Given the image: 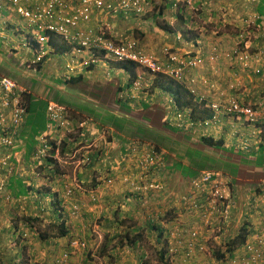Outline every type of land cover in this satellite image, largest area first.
Returning <instances> with one entry per match:
<instances>
[{"label":"crops","instance_id":"0c3cea01","mask_svg":"<svg viewBox=\"0 0 264 264\" xmlns=\"http://www.w3.org/2000/svg\"><path fill=\"white\" fill-rule=\"evenodd\" d=\"M68 1L72 4L77 2V0ZM120 1L112 0L114 5ZM176 1L147 0L149 13L144 16L123 11L112 14L106 12V9H94L91 11L89 22L78 24V27L81 28L79 31H91L92 35L96 37L98 33L105 34V30H107V33L115 40L136 39L146 53L152 55L163 64L166 63L169 54L177 53L179 55L193 56L200 53V56L204 58V64L196 70L189 71L188 76H196L198 80L206 76L210 80L212 85L210 92L198 82L199 91L206 95L208 101L218 102L233 96L240 101L246 102L247 105L260 106V104H264V69L261 70L262 74L256 76L251 70L254 68V64H251L250 68L244 69L243 66L229 60L226 56L230 54V51L231 53L233 52L235 39H233V44H231V40L246 15L251 11L255 12L256 6H253V4L256 5L257 0H191L192 4L190 6L174 9L173 4ZM199 21L206 27L208 26L207 29L210 28L211 32L209 34L195 35L193 30L197 27ZM262 23L261 26L263 27L261 30L257 28V33L254 31L252 35L255 40H257L259 35L257 42L264 44V18ZM233 27L235 28L232 29ZM30 28H28V24L13 13V10H8L3 2H0V74L12 76L21 88L28 90L35 97V100L46 102L52 100L59 104L64 102L65 104L63 105L67 107L70 120L74 124L79 121V118L76 119V115L84 114V119H81L80 122L86 120L89 123L87 126L90 128L81 136L73 133L66 135L50 128L48 129L50 132H47V137L49 136L54 141L64 137V143L70 141V146L82 143L84 140H93L99 152V154L96 152L93 155V162L90 167L91 170L96 171V174L93 175L94 177H98L101 174L98 166L103 163L101 161H104L106 154H114L118 158V154L122 153V151L124 152L125 149L135 146L134 144L128 145L129 143L143 142V144H152L154 142L153 138L142 129L147 127L152 129L150 122L152 120L159 121L162 126L170 120L168 101L174 97L171 92V90H175L172 85L173 81L168 78H162L163 80L161 79L157 82V87L135 94L131 92L130 86H127L130 83L128 71L120 68L119 65L105 64L102 61L92 65L89 63L85 66L90 67H85L76 76H70L65 72V64L70 53H72L71 47L68 45L71 43L61 40L56 35H50L46 43L38 44L36 41H32L29 46H26L24 45V40L31 33ZM203 30L206 31L205 27H202L198 33ZM215 31L218 32V35L214 33ZM26 41L30 42V40ZM214 48L217 49L219 58L212 64L207 61V58L209 54L212 55L211 52ZM41 51L43 52L42 61L31 64L32 60L40 56ZM82 54L83 58L91 60L94 58L95 51H89L88 48ZM262 66L264 67V65ZM30 71L33 73L32 75H30ZM35 74L38 77L33 79ZM148 78L149 75L145 74V80ZM222 94H224L223 97ZM89 105H91V111H87L86 107ZM120 106L122 108L126 106L129 111L122 110ZM43 113V121L46 127L50 120L45 115V111ZM204 115L205 113L197 112L195 116L203 117ZM136 116H142L141 118L143 119L139 120ZM119 119H123L124 123L121 124ZM263 124L264 122H260L257 127L263 126ZM140 127L141 129L138 130ZM258 133L259 131L254 126H241L233 118L224 117L222 125L211 130L207 137L215 141L224 142L222 144L224 150L232 148L239 150L241 148L240 145L247 141L249 147L254 146V151L248 148V151H251L248 158L253 160L252 155L260 154V150L264 148V138ZM148 137H150L149 140ZM31 140L32 138L29 137L28 133L24 135L22 130L21 135L19 134L16 140L17 144L12 150L13 160L17 164V166L13 164L14 167L19 172H25L26 174H29L32 170H38L36 165L38 163L33 160V155L37 148H40L41 143H38L37 146V139H35V145L31 143ZM187 142L186 140L171 138L170 143L177 146ZM191 148L193 147H186L187 151ZM240 153L242 152L240 151ZM239 167L241 166H238V169ZM50 169L48 167V170ZM67 170L70 173L78 172L80 181L85 180L83 177L86 174L81 173H85L86 168L82 170L81 168L69 167ZM259 170H264V166L259 165L254 167V169H250V171ZM51 172L52 170H50ZM30 176V182L34 186L46 185L43 180H38L31 174ZM113 176L114 174L112 178ZM25 177L27 176L25 175ZM115 177V180L110 185H106L107 187L104 190L96 191L98 195H105V198L101 200L104 203L105 210L97 211L94 215L85 211L82 214L84 219L89 220L96 217V219L105 223V220L113 221L115 213L120 215V210L122 212L125 211L123 204H126V201L134 198V196L131 195L130 198L120 202L117 195L119 191L123 192V189L126 188L122 186L118 176H116V172ZM65 179L67 182L66 177ZM96 179L101 181L97 185L101 188L104 184L103 180L101 178ZM69 181L68 179V183ZM66 182L52 179L47 184L50 186L54 185L52 187V190H54L65 185ZM241 185H236V191L233 193V198H238V200L244 198ZM108 191V195L112 198H109L106 194ZM35 195L29 192L26 198L22 197L19 201L28 202L31 198H37L34 197ZM57 198L59 197L57 196ZM73 198H83V195L75 193ZM245 198H248V196ZM114 200L116 201L114 202ZM13 203L4 208V211L7 212L6 214H9L10 206ZM172 205L177 204L172 203ZM108 206L109 208L114 207L111 213H109ZM119 206L120 209L118 210ZM127 207L130 209L129 206ZM261 210L264 212V205L256 211L261 213ZM237 211L240 213V210ZM181 212L183 210H180ZM184 215L186 218L187 214L184 213ZM65 216L66 218L70 217L67 211ZM263 218L264 214L258 221ZM141 220L143 218L138 220L139 230L143 229V221ZM72 222L71 220L70 223ZM74 225L76 224L73 223ZM8 228L9 225L6 224V231L3 235L7 237H9ZM121 231L120 229L118 232ZM232 232L233 230L230 235H232ZM147 234L150 235L151 232L145 231L142 238L144 240L137 242L136 246L144 245L145 239L147 241L150 240ZM213 236H210L212 239H210L206 248H214L211 251L219 248L224 250V247H220L224 236L221 235L216 239H213ZM213 241L218 245H210ZM202 259V254H199L198 262L200 264H214L212 259H209L208 263H201Z\"/></svg>","mask_w":264,"mask_h":264},{"label":"clouds","instance_id":"9594fccd","mask_svg":"<svg viewBox=\"0 0 264 264\" xmlns=\"http://www.w3.org/2000/svg\"><path fill=\"white\" fill-rule=\"evenodd\" d=\"M39 1H43V0H38V2ZM61 1L65 2L69 5L70 8L67 10L68 15L72 16L73 14H75V12H74L75 9L79 8L78 4H79L80 0H77L76 4H72L68 0H61ZM23 2L28 3L25 1H21L19 4V7L26 9L30 13L29 17H25V16L20 15V13L17 11L18 6L11 5L10 3H8L7 0L5 2V6L8 10H13V13L19 19L23 20L26 24H28V28L31 27L30 28L31 33L29 34L31 36L28 35L25 38L24 45L29 46L32 41H36L38 44L46 43L48 40V37L50 35H56L61 40H64L63 37L59 33H57L55 30L52 31V30L45 29V28L41 29L39 27V25H40L39 20H35V19L31 18V17H33V15L37 14V11L35 8L37 2L30 5L31 8L24 7L22 5ZM105 2L110 3V4L113 3L112 0H105ZM178 3H182V4H184V6L188 7V6H190V4H192V1L191 0H177L173 4L174 9L177 8ZM94 9H97V8H92L91 11ZM148 11H149L148 8H146L142 13H140V14L134 13V14H136L138 16H143ZM106 12H109V11L106 10ZM90 17H91V12H90L89 20L86 22L90 21ZM251 17H253V16L248 15L246 18H244L243 21L240 23V26H243V24H245L246 21ZM41 20L47 22L45 19H41ZM86 22H80V23H86ZM262 22H263V19L259 23H255L256 26L252 29V33L254 31L257 33V31H256L257 28H258V30H261V28L263 27V26H261L263 24ZM51 24L55 25L56 27L58 25L57 22H53ZM77 29L79 30L81 28H79L77 25ZM240 29H241V32H243L244 28H239V30ZM87 32H89V31H87ZM100 34L101 33H98L97 36ZM90 35L92 38L94 37L92 35V33H90ZM102 35L104 36V38L111 39V40L118 42V43H124V42L128 41V40L120 41V40L113 39L107 33V30H105V34H102ZM251 36L253 39V35H251ZM31 37H32V40H31ZM237 37H238V35H237V31H236L235 36H234L235 45H236ZM40 38H43V39L40 40ZM258 39H259V35L257 37V40H255L254 45H252L251 49H249V53H251L252 55L256 54L255 52H256V50H258V48L264 47V44L257 42ZM26 40H30V42H27ZM134 40H136V39H134ZM68 45L71 47L72 53H70V56H69V58L65 64V72L68 73L70 76H76L77 74L82 72L85 67H90V66H85L89 63L92 65V64H95L96 62L102 61L105 64L119 65V67L124 69V70H126V69L122 67L123 64H127V65L132 64L134 66L133 75H131L128 70H126V71H128V73L130 74V83L128 85H130L131 92L135 93V94H137L141 91H144L146 89H149V88L153 89V88L157 87L158 86L157 82H158L159 77H161V79L162 78H168V79H170V81H173L176 84L177 83L181 84L188 91V93L192 96L191 104L180 106V105H178V103L176 102L174 97L170 98V100L168 101V112L170 113V120L166 122L165 126L167 128L174 130L176 135H178V134L183 135V137L179 136V139L188 141L187 144H182L185 148V151H187L186 147H188V146L193 147L187 151L189 153L188 159H189V157H196V154L198 156H199V154L208 156L205 149L202 152H200V150L197 149V146L202 145L204 147H207L208 149H213V148H210L208 145L203 144L201 142V140L203 138H210V137H207V134L209 135V132L211 130H213L215 127H220L222 124L212 126L210 128L203 127L201 129H199L197 125L191 126L188 124L189 123L188 119H187L188 114L189 113L192 114V118L194 119V121L196 123L197 121H201V120H204V119L212 116V112H211L210 108H208V107L206 108L205 104L206 105L224 104L228 98H234V97L233 96L228 97L225 100H222V101L220 100L218 102L208 101V98L206 97V95L202 94V92L199 91L198 82L204 88H206L209 92H210V90H212V85L210 83V80H208V78L202 77V78H200V80H198L196 78V76H192V75L188 76L189 71L196 70V69L200 68L201 65L204 64V58L200 56V53L197 55H193V56L179 55L177 53L169 54L165 64H163L162 62H160L158 59L155 58L156 61L160 65H162V67H166L167 65H172L170 63V60H169L171 56H176L179 59L185 60V61H188V60H191L194 58L200 60V63L197 64L196 67L184 69V76H183L181 81H178L175 78L169 76L167 73H154V72H151L149 70H144V69L140 70L132 62H128V61L121 62V63L116 62L111 57H105L104 56L105 52H103V51L102 52L95 51L94 59L96 61L92 62L91 60H87V59L83 58L82 57L83 55L76 54L75 51L73 50V48H74L73 44H68ZM75 46L78 48L84 49L81 47V45H79V46L75 45ZM240 47H242L241 44H240ZM88 48L89 47H85V50ZM235 48H236V46H234L233 49L235 50ZM211 53H212V55L209 54L207 61L209 63L213 64L214 62L217 61V58H219V55H218V51L216 48H214ZM230 54L232 55L233 52L231 53V51H230ZM42 57H43V52L41 51L40 56L36 57L35 60H32L31 64H35V62L40 63L42 61ZM211 57H215L214 61L210 60ZM37 58H39V60H37ZM228 59L233 61V62L238 63L241 66H243L244 69L250 68L249 66L251 64H254L255 66L251 70H252V73L255 74L256 76L262 74L261 70L264 69V67L262 66V65H264V56L262 58H259V59H251L246 65L239 63V61H237L234 58H228ZM74 61L77 62L78 65H80V64H82V65L80 67H77L74 71L69 72L67 65L70 63H72L74 65L75 64ZM172 67H174V65H172ZM138 71H142L143 82L145 85L142 87V89L135 91L133 88V83L137 78V72ZM145 74L149 75V78L147 80H145ZM192 79L194 80V84H190V80H192ZM12 81L16 83V85H17L16 89L19 93L25 91L23 88H21L19 86V84L16 81H14V80H12ZM202 81H207L209 86L203 85ZM191 85L194 86L197 95H199V96L203 95L205 97L204 102L198 104L196 95L191 94L189 91V87ZM159 89H160V87H159ZM223 96H224V94H222V97ZM17 98H19V97L17 96ZM235 99H237V98H235ZM237 100L240 102V104L247 105L246 103L241 102L239 99H237ZM49 103H55V104L62 106L64 108V110L60 113V118L58 120H54L50 117L49 112L47 110ZM248 105H251V104H248ZM251 106H253V105H251ZM263 106H264V104H260V106H253V107H263ZM197 112L198 113H205V115L203 117H201V116L197 117V116H195V115H197ZM45 115L47 116V118H49L50 123L48 124V126L45 127V130L42 133H40L39 136L36 137L37 143H41V146L39 149L37 148V151L33 155V160H35L38 163V164H36L38 166V170H34L35 173H33L32 171L31 172L28 171L29 174H26L25 172H23L25 175H27L29 177L26 179L27 181L24 180L23 183H24L26 188L30 189L29 192H31L32 195L36 194L34 197H37V198L29 199L28 200L29 202L33 203V201H36L38 198H54L55 201L50 199L49 202L51 203V205L53 204V202H56V201L59 202V207H58L57 212L62 214V218H63L64 212L66 213V209H65L66 204H63V202L60 201L59 198H71V197L73 198L75 193H79L78 189L81 190V188L83 186L88 184L93 179L97 178V177L90 178V176H92L91 174L93 171L90 169V167H91L92 162H93V155L98 151H97L96 145L93 143V140H84V142H82V143L81 142L76 143V144H73V146L69 145V149L66 152L62 151L61 150L62 147L65 146L66 144H69L70 141L67 143H64V141H63L64 137H62L56 141H54V139H50L49 136L47 137V135H48L47 132H50L48 129L53 128L57 131L62 132L63 134H66V135L69 133H73V134H76L77 136H81L83 133L90 130V128L87 126V125H89V123L86 120L81 121V122L79 120L76 124H74L70 120V116H69V112H68L67 107L63 104H59V103L52 101V100L46 102ZM224 117H230V116L221 115V123H223ZM230 118H232V117H230ZM234 120L237 121V124H241V126H248L249 125L246 122L238 121L237 119H234ZM10 123H11L10 110L7 108H4L2 106V102H1L0 103V148H2V150H0V159L8 157L7 164L11 165L12 162L10 161L9 158L13 154L12 150L15 148V145H14V143L11 146H4L1 144L2 138L8 136V129L10 128ZM251 126L256 127V130L258 129L257 124L251 125ZM239 129H240V127H239ZM257 131H259L258 135H263V133H264V132H261L260 130H257ZM93 132H94V130H93ZM149 139L150 138L148 137V140ZM173 139L178 140L177 138H173ZM210 139H212V138H210ZM51 141H53L52 144H50ZM213 141L216 142L215 140H213ZM72 143H73V141H72ZM131 144H134L135 146L133 148L125 149L124 152L118 154V158H116V156H114V157L109 156V153L106 154V156L104 157V161H101L103 163H101L99 165V167H100L99 169L103 170L106 167V169L109 173L113 172V174H114L116 172V176H118V178H121L126 183V189L127 190H125V191H128L130 193H132L134 191H138L140 189H143L144 194L147 195L146 190H148V189L160 190L161 186L159 184H156V182L162 183V181H159L158 179H156L154 177L152 178L151 176H155L156 174L160 175L159 172H162V170H160V169L158 170L156 168L159 167L162 169L163 167L166 168L168 166L165 163L166 153L163 150L159 149L158 144H157L158 147H156L155 144H143V142H132V143H129L128 145H131ZM222 144H224V142H222ZM53 146L55 147V149H54V153L51 157V160L54 162V164H53V166H49V165L45 164L44 159H45V157L46 158L49 157V154L53 150ZM150 147L153 148L156 151V153L158 154V158H159V162H157L158 165L156 164V165L150 167L148 170H142L138 166V158H137L138 156L136 155L137 156L136 157L134 153L137 151H141L145 148L148 149ZM240 147L241 148L239 150H236L233 148L229 149V150H224L221 146L220 150H216V149H213V150L220 151L223 154L228 153L230 151H239V153L241 151L242 153H240V154L247 161H254L255 160V156L257 154L252 155L253 160L248 158L249 152L254 151V146L249 147V143L247 141H244L240 145ZM248 148H250L251 151H248ZM133 149L135 150V152H132ZM85 152H86V154H85ZM98 154H99V152H98ZM183 155L184 154H182V156ZM211 158L217 159L218 160L217 164L214 165V164L208 162L209 164H207L205 166V168H203V169H206L207 166H212V167H214L213 170L198 169L197 174L190 179L191 183L193 180L198 179L204 173H215L218 175L217 183L218 184L222 183V185H223V192L221 193V195H217L216 197H212L211 194L209 195V193L199 194L202 196L203 202H204L200 207L193 204V200L195 199L194 197L198 195L194 189L193 190H187V191L191 192V194L193 195V198H179L178 196H180V195L176 192H175L174 198H171L168 196H162V202H159V203H161L160 205H162V206L157 207L156 209H158V210L155 209L153 211V213L151 215H149L148 217L151 219L152 218H154V219L158 218V220H159V217H162L164 215L165 209L169 208V206L177 209V211L174 212V214H173L174 216L171 217L173 219L172 221L171 220L165 221L166 219L162 220V221H156V224H157L156 226H160V230H163V232H162L163 234L160 237V239H158L159 237H157V239H156V237L154 238L155 241H154L153 245H154V247L158 248V250H159L158 253H160L163 249L166 251L164 257H165V262L167 264H183L182 260H183L184 251L182 249V246L185 242L192 241L190 233L196 232L197 236H198V240L196 243L195 252L192 254L190 261H191V264H200L198 262L199 254H202L205 250H207L206 245H207V242L210 239H212V237H210L211 235H214L213 239L214 238L216 239L217 237H220L221 235H223L224 237H222V243L220 244L221 245L220 247H224L223 240H224V238L231 237L230 232L233 230L234 226L236 227V226H239L242 222H246L248 224V229H247L248 235H247L244 243L241 244L239 247H237V246L227 247V248L224 247V250L219 248L217 250L215 249L214 251H211L214 248H210L208 250L211 252V257H212L211 259L214 260V264L215 263L216 264H264V218L261 221H258L259 218L262 217V214H264V212L262 210L260 211L261 213L256 211L259 209V207L264 205V190L262 187V182L264 181V178H261L258 181H257V178H255V179L251 178L249 180V177H250V175H249L247 177L248 179H246L245 181L241 180L240 177H238L239 179H237L236 177H234V174L232 175V173L229 172V170H228L227 164L232 163V162L225 161V160L218 158V157H215V156H211ZM68 159L71 162V165L67 164ZM61 160H62V162H64V165H67L68 168L71 167L72 165L74 166V168H81L82 170L86 168L85 173H81V174H86V176L83 177V179H85V180L80 181L79 173L75 172L74 175H73V173L70 174V172L67 170V168L64 169V171H65L64 173L60 172V171L58 172L57 167L59 166V163ZM183 164H185V163H183ZM237 164L239 165L240 163H237ZM185 165H187V164H185ZM48 167H50L52 170L51 176L53 177V179L66 182L65 177L67 178V182L65 183V185H62L60 188H56L55 192H51L53 186H50V185H48V186L41 185L38 187L37 186L31 187L32 184L30 182L31 181L30 174L33 175L34 177L38 178V180L44 181V180H46L47 177L44 176L45 174H40L39 172L41 170H42V172L48 171ZM247 167L249 169H254V167H258V166L250 163L249 165H247ZM220 169L224 170L225 172L220 171ZM14 170H15V168H14ZM201 170H203V171H201ZM253 173L256 174L255 171H253ZM150 174H151V176H150ZM125 178H126V180H125ZM5 179H6V177L4 175L0 176V181H4ZM68 179L70 180L69 183H68ZM50 181L45 182V184H47ZM106 181H108V178ZM136 181H139L141 183V186L136 185L135 184ZM110 182L111 181H109V183ZM57 183H58V181H57ZM191 183H190V186H192ZM97 185H98V183L95 184V187H97ZM163 185L164 184H162V186ZM236 185H241V187H242V192H243L244 198H240L241 200H238V198H233V193L236 191ZM44 188H47V190H44ZM43 191H45V192H43ZM59 192H60V194L62 193L63 196H61L59 194ZM7 193H9V192H7ZM132 195H134V194H132ZM6 196H8V195H6ZM57 196L59 198H57ZM91 196L92 195H90L89 197H91ZM246 196H248V198H245ZM26 197L27 196H25L24 198H26ZM3 201L7 205H10L11 203H13L14 200L12 198H9L8 201H5L4 199H3ZM155 202H157V201L156 200H153L152 202L150 201L149 205L153 204ZM22 203L26 204V202H22ZM172 203L177 204V205H172ZM236 203H238L237 206H236ZM145 204H146V201H144L143 205H145ZM163 205H166L165 209H164ZM176 206H179V207H176ZM52 207L54 208V205H52ZM79 208H80L79 204H75V206H72V208H71V209H73L72 214L77 212V210ZM53 210L55 211V209H53ZM180 210H183V212L180 213ZM237 210H240V213ZM190 212H193L194 215L198 216V221L194 222V225L191 227L189 232L185 233L183 231V233L181 235H178L177 230H176V226L180 222L184 221V219L181 218V217L185 218L184 213H186L188 216V214H190ZM56 219H57V217H56ZM255 220H256V222H255ZM58 221H60V220H58ZM253 222H255V223H253ZM6 224H8L10 226V221L7 220V222H6V219L1 220L0 221V229L2 227L5 228ZM213 242H212V245H218L216 242H214V243ZM248 246H250L251 248L248 249ZM71 248H73V247L70 245L69 249H71ZM230 248H232V249L230 250ZM64 252L68 253L70 255L69 250H64ZM218 252H221V254H222L221 259H218L217 255H216ZM61 254L59 256H61ZM254 254H257L258 256L254 260H251V258L253 257ZM61 257H59V259ZM159 257H160V254H159Z\"/></svg>","mask_w":264,"mask_h":264},{"label":"trees","instance_id":"16d2710c","mask_svg":"<svg viewBox=\"0 0 264 264\" xmlns=\"http://www.w3.org/2000/svg\"><path fill=\"white\" fill-rule=\"evenodd\" d=\"M0 2H3V4L5 5L6 0H0ZM35 2H28V3H24L23 2V6L24 7H28L31 8L30 5H32ZM175 3V2H174ZM253 6H256L255 8V12H250L246 15V17L248 15L250 16H255V23H259L260 21H262V19L264 18V0H257L256 1V5L253 4ZM6 7V6H5ZM181 8L184 7V4L182 3H178L177 4V8ZM176 8V9H177ZM178 8V9H179ZM245 17V18H246ZM245 24H243V26H240L239 28H245ZM241 29H237V35L239 36L241 34ZM123 68H125L126 70H128L130 72L131 75H133L134 73V66L132 64H123L122 65ZM206 77V76H204ZM207 78V77H206ZM3 79H10V80H14L12 76L9 75H4V74H0V82ZM161 80V77L158 78V81ZM15 81V80H14ZM175 88L174 91L171 90V92L174 95V98L176 100V102L178 103V105L180 106H184V105H188L191 104V99L192 96L188 93V91L181 85V84H176L173 82L172 84ZM127 86H130L127 84ZM15 96L17 95L19 98H17L19 100L18 102V107L21 108L23 110V112L20 114L21 118L23 119V121L20 123V125L17 127L16 129V133L15 135V140L18 139L19 134L21 135L22 130L24 132V135H29L30 138H32L31 143L35 145L36 141V137L39 136L40 133H42L45 130V123L43 121V111H45V107H46V102L45 101H38L35 100L34 96H32V94L28 91L25 90L24 92H18L17 89L14 90L13 93ZM6 95L4 91H2V88L0 86V103L3 101V99H7L5 98ZM11 95V94H10ZM9 95V96H10ZM13 98H9V102L12 101ZM63 104H65L64 102H62ZM121 107V106H120ZM122 108V107H121ZM122 110L124 111H129L127 109L126 106H123ZM156 110V109H155ZM119 122L121 124L124 123L123 119H119ZM153 122V125H159L158 127L162 129V123H160L159 121H150ZM154 127L156 126H152V129L147 127L144 130L148 135H150L151 131H154ZM165 127V125H164ZM141 129L138 128V130ZM156 130V129H155ZM31 134V135H30ZM262 137L264 138V133L262 135ZM150 138V137H149ZM29 141V140H28ZM154 141V139H153ZM201 142L205 145H208L210 148L216 149V150H220L221 146H222V142L221 141H216L214 142L212 139L210 138H203L201 140ZM17 142H14V145H16ZM38 145V143H37ZM156 147H158L157 144H155ZM54 149L55 147L53 146V150L52 152L49 154V157L44 159V162L46 165L49 166H53L54 162L51 160V157L54 153ZM69 149V144H66L65 146L62 147V151H67ZM0 150H2V148H0ZM123 152V151H122ZM260 154H257L255 156V160L254 161H247L246 159H244V157L239 153V151H230L228 153H236L235 157L239 158V165L236 162H232L227 164L228 166V170L229 172L232 173V175H236L238 171L240 172H245V170L248 168L247 165H249L250 163L256 166L262 165L264 166V148H262L260 150ZM33 155V154H32ZM32 157V156H30ZM185 155L181 156L180 154L176 155V159H170V167H166V168H159L160 170H162V172H159L160 175H164V172H166V175L168 176V179H171L169 184H164L162 186V183L156 182V184H159L161 186L160 190H152V189H148L146 190L147 195L144 194V190L140 189L138 191H134L132 193L127 192L129 195H127V198H130V196L132 194H134V198L126 201L125 206H129L130 209H128L127 207V211H123L120 210L119 214L117 213V217L115 218L114 216V220H105V224L104 226H102L104 229H108L111 230L112 235L111 240H114V242H112L113 245H111V248L113 250H115V243L116 240H119L121 238V236H124V240L127 243V245H129V247H131L132 249L135 247L136 243L139 241H143V234L144 232H151V234H147V236L150 239H153L156 237H159L158 239H160V237L162 236V232L163 230H160V226H156V220L154 218H149L148 216L151 215L153 213V211L157 208V207H161L162 205H160L162 202V196H168L171 198H174L175 196V192L176 190H172V188H176L179 190V188H177L176 186H174L176 183L178 184H183L186 183L187 187L186 190L183 193H178L180 196H178L179 198H193V195L191 194V192L187 191V190H193L192 186H190L191 183V178L194 177L197 174L198 169H203L205 168V166L207 164H209L208 162L216 165L217 164V159H212L209 156H205L202 154H199V157H189L190 158V162H188L187 165L183 164V160L185 159ZM10 161L13 162L12 164H15V161L13 160V156H11ZM10 165L7 164L6 166H1L0 167V176L4 175L6 177V179L3 181L4 184V192H1V196H0V221L1 220H5L7 222V219H9L10 221V226L7 230L9 238H13L16 241H18V239L20 238H30V239H34L35 233H33L31 230L36 228V225H39V220L36 216V214L31 215L28 214L26 211H24V207L22 208V202H20V198L23 196H27L29 194L30 189L26 188L23 180L29 178L27 175V177H25V174L23 172H19L17 170V168L14 167V165ZM238 166L239 167L238 169ZM235 167H237L236 169H234ZM15 168V170H14ZM168 169V170H167ZM51 170V169H50ZM50 170L48 171H44L42 172V170L39 172L40 174H48V175H52V172L50 173ZM33 173H35L34 170H32ZM248 177V176H245ZM242 177V178H245ZM186 180V181H183ZM182 181V182H181ZM237 182V181H236ZM239 182V181H238ZM136 185L141 186V183L139 181L135 182ZM9 192V193H7ZM48 192V191H47ZM44 194V193H43ZM8 195L9 198H12L14 202L11 206H10V210H9V214H6L7 212L4 213V208L6 207V203L3 201V197ZM46 195V194H45ZM195 199L193 200V204L197 205L198 207H200L204 202H203V198L201 195H197L194 197ZM153 200H156L157 202L150 204V201L152 202ZM144 201H146V204L143 205ZM30 204V205H29ZM31 205H33L32 202H26V206H29V208L31 207ZM54 205V209H55V213H58V207H59V202L56 201L55 204L53 202ZM34 208H36V206H33ZM164 209L166 208V205H163ZM23 209V210H22ZM120 209V206L118 208V210ZM177 209L172 208L169 206V208H166L164 211V215L162 217H159L162 220H165L166 217H171L174 212H176ZM194 212V211H193ZM193 212H190V214H188V216L184 219L183 222H180L177 226H176V230H177V234L181 235L183 233V231L185 233L189 232V230L191 229V227L194 225L195 221H198V216L194 215ZM57 219L61 221L62 218V214L58 213L56 215ZM22 218V219H21ZM139 218H143V224L142 227L143 229H138L139 223L138 220ZM22 221V223H21ZM56 229V233L53 236H48L46 234L41 235V240H45V237L47 238V240H52L55 243L54 239H59V238H65L68 234L65 226H64V222H60L59 224H57V228ZM120 229L122 230L121 232ZM247 229H248V224L246 222H242L239 226H236L233 228V232L231 235V237H227L224 238L223 243H224V247H239L241 244L244 243V241L246 240V237L248 235L247 233ZM28 230L29 233L26 234V231ZM117 230V231H116ZM5 228L2 227L0 229V235H3L5 233ZM25 232V233H24ZM156 232V234H155ZM210 242V240L207 242V244ZM226 242V243H225ZM121 243V242H119ZM212 245V242L211 244ZM232 248H230L231 250ZM65 253V252H64ZM166 251L163 249L159 254H160V261L163 264H167L165 262V255ZM218 259L222 258V254L221 252H218L217 254ZM20 259V258H19ZM17 264H35L34 261H29V260H23V256L21 255V261L18 262Z\"/></svg>","mask_w":264,"mask_h":264},{"label":"built area","instance_id":"2783aa9c","mask_svg":"<svg viewBox=\"0 0 264 264\" xmlns=\"http://www.w3.org/2000/svg\"><path fill=\"white\" fill-rule=\"evenodd\" d=\"M8 3L14 6H18L17 11L20 15L29 17L30 13L19 7L21 1L25 2H37L36 3V11L37 14L31 17L32 19L39 20V27L49 29L52 31H56L59 33L65 41H69L74 45L73 50L76 54L83 55L82 52L85 51V47H89V51H100L105 52V57H111L116 62H132L134 63L138 69L149 70L154 73H167L169 76L175 78L178 81H181L184 76V69L186 68H194L197 64L200 63L198 59H191L188 61L181 60L176 56L170 57V63L174 65H167L166 67H162L155 58L151 55L147 54L139 45L138 41L134 39H130L124 43H118L111 39H106L102 34L91 37L89 32H81L77 29V25L80 22H86L89 20L90 12L92 8L97 9H106L111 13H116L119 11L123 12H133L136 14L142 13L147 8L146 0H121L119 3L114 5L113 3H106L105 0H80L79 8L75 9V14L68 15L67 10L70 8L69 5L61 0H7ZM41 19H45L47 22L42 21ZM256 17L249 18L245 23V28L243 32L237 37L236 48L233 51V54H227L228 58H234L239 63L246 65L251 59H259L264 56V47L258 48L256 50V54L252 55L249 53V49L254 45L255 39H252V29L255 25ZM57 22V27L51 23ZM43 38H40L42 40ZM240 44L242 47H240ZM75 45H81L82 48H78ZM95 57V55H93ZM215 57H211L210 60L214 61ZM39 60V58H37ZM92 62L96 60L94 58L91 59ZM74 65L72 63L67 65L68 71H74L77 67H80L82 64L78 65L77 62L74 61ZM190 84H194V80H190ZM203 85H208L207 81H202ZM143 82V73L142 71L137 72V78L133 83V88L135 91L142 89L144 86ZM0 86L2 91L5 92L6 100L3 99L2 106L10 110V128L8 129V136L2 138L1 144L4 146H11L15 142V133L17 127L23 121L20 114L23 112L21 108L18 107L19 100L17 99V95L15 96L14 90L17 85L10 79H3L0 82ZM189 91L191 94L196 95L198 104L205 101V97L203 95H197L195 88L193 85L189 87ZM11 94V95H10ZM10 95V96H9ZM9 98H13L11 102H9ZM205 107L210 108L212 112V116L206 118L201 121H197L195 123L192 118V114H188V124L191 126L197 125L199 129L205 127L210 128L212 126L221 125V115H227L238 121L246 122L249 125H256L260 122H264V106L263 107H253L251 105H243L235 98H228L224 104H210ZM49 115L52 119L58 120L60 118V113L64 110L62 106H59L55 103H49L47 108ZM132 152H135L133 149ZM138 158V166L142 170H148L150 167L154 165H158L159 162L158 154L153 148H145L141 151H137L134 153ZM8 157L0 159V167L7 165ZM218 175L215 173H204L198 179L192 181V187L196 191L197 194H211L212 197H216L217 195H221L223 192L222 183H217ZM157 187V186H156ZM262 187L264 190V181L262 182ZM4 192V184L3 181H0V194ZM1 196V195H0ZM5 201L9 200V196L3 197ZM191 240L189 242H185L182 246L184 251L183 253V264H191L190 258L192 254L195 252L196 243L198 240V236L196 232L190 233ZM251 247L248 246V249ZM63 260L58 261V264H65L69 254L64 253ZM258 255L254 254L251 260H254Z\"/></svg>","mask_w":264,"mask_h":264},{"label":"rangeland","instance_id":"374dc122","mask_svg":"<svg viewBox=\"0 0 264 264\" xmlns=\"http://www.w3.org/2000/svg\"><path fill=\"white\" fill-rule=\"evenodd\" d=\"M202 27H205L206 31L203 30L201 33H198L200 32V29ZM207 27L202 22L199 21L197 23V27L193 30V32L195 33V35H199V34L207 35L211 32V30H209L210 28L207 29ZM234 28L235 27H233L232 29ZM214 33L218 35V32L215 31ZM233 39L234 38H232L231 40V44H233L234 42ZM29 73L30 75L33 74L31 71ZM37 77H38L37 74L33 75V79ZM241 102L246 103L244 101H241ZM86 108L88 109L87 111L92 110L91 105H89ZM83 115L84 114L76 115V119L78 118L79 120L84 119ZM136 117L139 120L143 119L141 118L142 116H139V117L136 116ZM151 126H156L154 127L156 130L151 131L150 133L151 138L154 139V143L152 144H158L159 149L163 150L166 153L165 163L168 165V167H170V163H171L170 159H176L175 156L179 153L181 156L182 154L186 156L182 163L188 164V162H190V158L188 159L189 153L185 151V148L182 144H178L177 146H174L172 143H170L171 142L170 137L181 140L179 139V136L183 137V135L181 134L176 135L174 130L164 127V126H162V129H161L158 127L159 125H156V124L153 125V122H151ZM257 130L264 132V124L263 126L261 125L258 126ZM197 149H199L200 152H202L205 149L207 155L210 157L215 156V157L221 158L228 162L239 163V158L235 157L236 153H233V154L224 153L223 154L220 151L208 149L207 147H204L202 145L197 146ZM109 156L114 157V155L112 154L110 155V153H109ZM196 157H199V156L196 154ZM67 164L71 165V162L69 161V159L67 160ZM71 167H74V166L72 165ZM66 168H68L67 165H64V162H62L61 160L59 163V166L57 167L58 172L60 171L64 173L65 172L64 169ZM98 168L100 167L98 166ZM213 168L214 167L212 166H207L206 169L213 170ZM236 168L237 167H235L234 169ZM156 169L159 170V168H156ZM206 169H203V170H206ZM220 171L225 172L224 170H221V169ZM255 172L256 174L253 173V171H250L249 168H247L245 172L238 171L237 174L234 175V177H236L237 179L238 177H240V179L243 181L248 179L245 176H249V175H250L249 180L251 178L252 179L257 178V181H258L259 179L264 178V170H259ZM108 173L109 172L106 171V167H105L103 170H101V174H99L97 177L103 180L104 184L101 188L98 186L95 187V184L101 183V181L95 178L92 180L93 182L90 181L88 184L83 186L81 190L78 189L79 190L78 194L83 195V198H59V200L62 201L63 204H66L65 209L69 213L70 217L66 218L65 212H64L63 218L61 220L64 222V226L68 234L65 238L54 239L55 243L52 240L46 241L47 239L46 237H45V240H41L40 238L41 235H44V234L48 235L49 237L53 236L56 233L55 228H57V224L61 222L56 219L57 213H55V211L53 210L54 208L49 202L50 199L55 201L54 198H38L36 201H33V205H31L30 208L29 206L25 207L26 204L23 203L22 208L23 207L25 208L24 211H26L28 214H31V215L36 214L39 220L40 224L36 225V228L31 230L33 233H35L36 237L34 239H30L28 238L29 237L28 236L27 238H20L18 239V241H16L13 238L6 239L7 236L0 235V264H17L18 262L21 261V255L23 256L24 261L31 260V261H34L35 264H58L57 263L58 261L63 260L62 255L64 254L63 253L64 250H69L70 252V255L68 256L65 264H163L162 262H160V259H159L158 248L154 247L153 245L155 241L154 238L148 241L145 239L144 245L135 246L134 249H131V247H129V245H127V243L125 242L124 236H121L119 240H116V243L114 245L116 249L113 250L111 248V245H113L112 242H114V240H111V237H110L112 235L111 230H108L109 228L108 229L102 228V225L104 226L106 224L103 223L101 220L96 219V217L91 218L89 220H86L82 217V214L85 211L94 215V213L97 211L105 210L104 203L101 201L102 198H105V195H98L96 191L104 190L107 187L106 185H110V183L113 182V180H115L114 179L116 178L115 173H114L113 178H112L113 174L112 173L108 174ZM95 174H96V171H92V177H94L93 175ZM165 174L166 172H164V175L156 174L155 176H151L150 174V176L152 178L154 177L158 179L159 181H162V184H169L171 179H168L169 175L165 176ZM44 176L47 177L46 180H44V182H47L53 179L52 176L46 173ZM242 177H245V178H242ZM107 178H108V181H106ZM119 180L122 183V186L126 188V183L121 178H119ZM109 181L111 182L109 183ZM183 181H186V180H183ZM48 185L49 184H46V186ZM174 186L179 188V190L176 188H172V190L173 191L176 190L174 192L181 194L186 190L187 184L184 182L183 184L176 183ZM31 187H35L34 184H32ZM44 190H47V188H44ZM123 190H124L123 192L119 191L117 195L120 202L123 200H126L127 195H129L127 192H125L126 189H123ZM55 191H56V188L54 190H51V192H55ZM108 193L109 191L106 194L108 195ZM60 195L63 196L62 193ZM90 195L92 196L89 197ZM109 198H112V197L109 196ZM115 201L116 200H114V202ZM75 204H79L80 208L77 210V212L72 214L73 209L71 208L72 206H75ZM5 205L9 206L7 204ZM34 205L36 206V208L33 207ZM123 205L126 211L127 208L125 204ZM109 206H108V210H109V213H111L114 207L109 208ZM116 217H117V213H115V218ZM171 217H166L165 221L167 220L172 221L173 219ZM181 218L185 219L184 217H181ZM76 219H77V223H76ZM71 220L73 221L72 223H70ZM155 220L162 221V219L160 218L159 220L158 218H155ZM73 223H75L76 225L73 226ZM27 233H29L28 230L26 231V234ZM70 245L73 248L69 249ZM60 254L62 257L59 256ZM202 256H203V259H202L203 261L201 263H204V262L208 263L209 259L212 258L211 252L208 249L202 253ZM59 257L61 258L59 259Z\"/></svg>","mask_w":264,"mask_h":264}]
</instances>
